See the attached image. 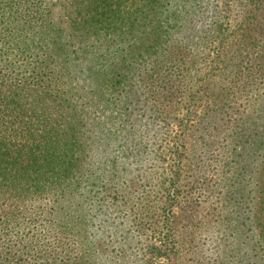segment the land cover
Masks as SVG:
<instances>
[{"label": "trees", "instance_id": "trees-1", "mask_svg": "<svg viewBox=\"0 0 264 264\" xmlns=\"http://www.w3.org/2000/svg\"><path fill=\"white\" fill-rule=\"evenodd\" d=\"M0 264H264V0H0Z\"/></svg>", "mask_w": 264, "mask_h": 264}, {"label": "rangeland", "instance_id": "rangeland-1", "mask_svg": "<svg viewBox=\"0 0 264 264\" xmlns=\"http://www.w3.org/2000/svg\"><path fill=\"white\" fill-rule=\"evenodd\" d=\"M48 1H50V0H48ZM52 1H55V0H52ZM52 7H53V10H54V14L55 15L59 14L60 11L58 12V10H59L58 6L57 7L52 6Z\"/></svg>", "mask_w": 264, "mask_h": 264}]
</instances>
